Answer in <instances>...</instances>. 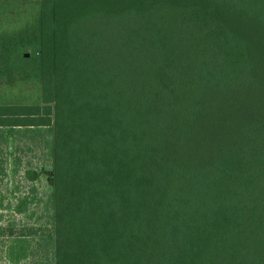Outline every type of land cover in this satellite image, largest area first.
<instances>
[{
  "label": "trees",
  "instance_id": "16d2710c",
  "mask_svg": "<svg viewBox=\"0 0 264 264\" xmlns=\"http://www.w3.org/2000/svg\"><path fill=\"white\" fill-rule=\"evenodd\" d=\"M38 1L49 264H264V0Z\"/></svg>",
  "mask_w": 264,
  "mask_h": 264
},
{
  "label": "rangeland",
  "instance_id": "374dc122",
  "mask_svg": "<svg viewBox=\"0 0 264 264\" xmlns=\"http://www.w3.org/2000/svg\"><path fill=\"white\" fill-rule=\"evenodd\" d=\"M38 1H0V104L40 102ZM52 126L0 127V264H49L52 238L4 229L52 223Z\"/></svg>",
  "mask_w": 264,
  "mask_h": 264
}]
</instances>
